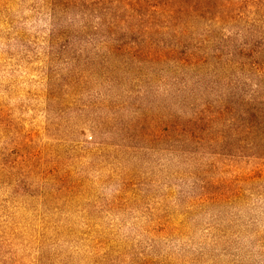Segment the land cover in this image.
Here are the masks:
<instances>
[{"label": "trees", "instance_id": "obj_1", "mask_svg": "<svg viewBox=\"0 0 264 264\" xmlns=\"http://www.w3.org/2000/svg\"><path fill=\"white\" fill-rule=\"evenodd\" d=\"M48 2L46 98L76 114L64 119L68 129L56 140L62 139L59 149L24 150L29 135L25 143H15L9 170L16 196L36 195L41 206L57 202L48 212L63 217L51 222L45 214L49 237L40 226L30 241L20 239L14 224L0 222V264H79L75 252L58 247L72 204L85 208L79 238L90 226V207L99 203L95 185L121 176L123 193L134 178L147 182L150 165L141 171L129 167L130 161L142 165L163 152L172 154L169 160L193 162L224 138L228 150L239 155H264V0ZM231 27L235 45L217 33ZM168 83L177 86L176 100L156 102L152 89L163 85L168 90L160 93L170 95L174 88ZM208 92L216 97L209 100ZM127 110L132 118L122 114ZM88 125L95 139L77 132ZM202 188L206 194L209 187ZM209 195L199 198H221ZM91 241L99 247L104 239ZM29 242L35 247L30 258L23 248ZM95 255L88 264H98Z\"/></svg>", "mask_w": 264, "mask_h": 264}, {"label": "rangeland", "instance_id": "obj_2", "mask_svg": "<svg viewBox=\"0 0 264 264\" xmlns=\"http://www.w3.org/2000/svg\"><path fill=\"white\" fill-rule=\"evenodd\" d=\"M50 22L48 0H0V222L14 224L20 239L28 241L43 227L45 214L53 222L62 220L63 212H48L57 202L41 206L36 195L16 196L9 170L16 161L12 147L25 143L29 135L24 150L59 149L62 139L56 140L68 129L64 119L76 114L74 109L64 111L63 104L47 102L43 77L48 71ZM231 29L217 33L230 37L235 45V27ZM168 84L174 88L170 95L160 93L167 89L163 85L152 89L156 102L176 100L177 86ZM207 96L216 97L210 92ZM122 114L126 119L133 115L129 110ZM89 127L77 131L82 139H95ZM227 140L193 162L179 156L169 160L172 154L163 152L146 157L142 165L130 161L129 167L141 171L150 165L151 174L145 175L144 184L137 178L128 181L131 186L123 193L118 189L123 177H103L102 184L95 185L99 203L90 207V226L77 237L85 208L73 203L71 219L65 222L68 232L61 236L66 240L58 247L75 252L72 258L79 264H88L97 253L93 259L98 264H264V155H239L228 150ZM203 185L209 187L210 197L221 198L200 199L207 194ZM44 231L49 237V229ZM97 236L104 242L94 247L91 238ZM23 248L27 257L35 255L33 243Z\"/></svg>", "mask_w": 264, "mask_h": 264}]
</instances>
